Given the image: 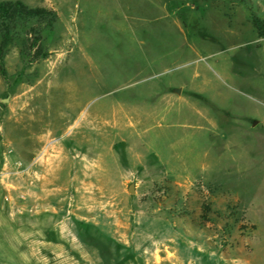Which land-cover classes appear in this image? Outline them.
Here are the masks:
<instances>
[{"label": "rangeland", "instance_id": "1", "mask_svg": "<svg viewBox=\"0 0 264 264\" xmlns=\"http://www.w3.org/2000/svg\"><path fill=\"white\" fill-rule=\"evenodd\" d=\"M10 1L57 18L0 61V264H264V37L246 5L264 22V0L217 1L232 32L142 72L106 1L68 0L59 62L60 0Z\"/></svg>", "mask_w": 264, "mask_h": 264}, {"label": "crops", "instance_id": "2", "mask_svg": "<svg viewBox=\"0 0 264 264\" xmlns=\"http://www.w3.org/2000/svg\"><path fill=\"white\" fill-rule=\"evenodd\" d=\"M103 1H106L103 5L106 13L122 20L120 22L123 26L125 50H138V53H135L139 55L138 59L131 55V62L127 60L126 62L129 65H137L129 70L139 72L143 71L144 65L147 69L154 68L158 63L166 62L172 56L176 57L179 43H182L181 53L201 54L202 51L219 44L221 30L224 31L228 26L227 30L232 32L235 24V16L221 2L191 0L184 8H179L178 0ZM68 6V0H60L58 4L59 23L64 27V39L59 43V48L63 47L67 50L58 55V62L62 55H69L74 49L72 43L76 35L72 32L70 36L71 31L67 19L72 18L71 23L73 24L76 20L75 16L67 15ZM163 48L164 53L161 52ZM35 133H31L25 140V144L28 142L34 144L42 140L43 133L38 135ZM6 137L13 144L24 143L8 135Z\"/></svg>", "mask_w": 264, "mask_h": 264}, {"label": "trees", "instance_id": "3", "mask_svg": "<svg viewBox=\"0 0 264 264\" xmlns=\"http://www.w3.org/2000/svg\"><path fill=\"white\" fill-rule=\"evenodd\" d=\"M217 2L222 0H203ZM246 0H243L244 3ZM251 11L252 23L258 34L264 37V22L250 3H246ZM57 15L44 8H31L19 1L0 2V61L3 67L2 56L9 50L13 40H18L24 32L33 33L34 28L29 27L33 21H46L45 32H51L56 22ZM31 30V31H30ZM44 30V28L42 29ZM26 43L23 44L25 48Z\"/></svg>", "mask_w": 264, "mask_h": 264}, {"label": "water", "instance_id": "4", "mask_svg": "<svg viewBox=\"0 0 264 264\" xmlns=\"http://www.w3.org/2000/svg\"><path fill=\"white\" fill-rule=\"evenodd\" d=\"M129 191L133 193L134 192V186H131Z\"/></svg>", "mask_w": 264, "mask_h": 264}]
</instances>
